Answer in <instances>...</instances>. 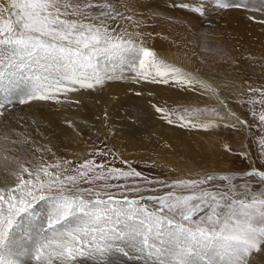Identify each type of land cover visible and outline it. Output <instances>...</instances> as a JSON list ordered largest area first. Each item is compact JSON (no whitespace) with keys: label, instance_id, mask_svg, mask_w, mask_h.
I'll return each instance as SVG.
<instances>
[{"label":"snow or ice","instance_id":"1","mask_svg":"<svg viewBox=\"0 0 264 264\" xmlns=\"http://www.w3.org/2000/svg\"><path fill=\"white\" fill-rule=\"evenodd\" d=\"M137 2L0 0V118L33 101L76 103L69 94L102 89L131 73L134 84L165 85L214 101L179 108L152 103L168 125L204 132L223 127L245 139L255 128L262 167L247 144L234 152L226 142L224 151L248 161V170L160 179L137 170L106 143L67 158L32 140L30 155L21 157L10 145L31 138L13 139L9 124L0 135V264H253L264 254V86L248 84L240 91L246 98L236 102L247 105L249 123L229 107L221 85L148 46L154 34L144 31L150 27L145 20L156 13L141 19ZM168 6L202 19L209 9L208 0H172ZM211 7L257 11L259 17L247 19L264 25V10L245 0H212ZM20 82L23 95L16 91Z\"/></svg>","mask_w":264,"mask_h":264},{"label":"bare ground","instance_id":"2","mask_svg":"<svg viewBox=\"0 0 264 264\" xmlns=\"http://www.w3.org/2000/svg\"><path fill=\"white\" fill-rule=\"evenodd\" d=\"M139 1L135 4L136 10L141 5L156 0H146L143 3ZM165 1L172 2V0ZM186 2L192 3L194 0H186ZM226 2L233 3L235 0H226ZM245 2L252 9L262 8V0H245ZM208 4L207 18L201 19L210 22L211 27L205 25L204 28L195 31V35L201 42L205 37L208 38L223 32L225 40L232 48L259 50L264 53V25L249 21L244 15L246 12L235 10L210 12L212 0H208ZM166 6L168 4L162 5V8ZM249 14L257 17L260 15L257 11L247 13V15ZM164 17L168 19L170 16L164 15ZM237 18L240 19L239 22H237ZM149 25L148 28H151L154 34L151 39L147 38L149 47L155 49L170 63L194 73L199 70L197 73L199 76L222 86L230 85L229 82L232 81L222 63L208 65L202 63L203 59H198L197 66L189 64L192 55L188 49L186 36L182 33L184 29L162 25L160 10H158V20ZM235 27L240 30H235ZM155 33L160 35H155ZM202 48L205 49L204 46ZM179 58H184L185 62L179 63ZM117 82L110 88L107 87L108 82H106L102 89L95 91L80 90L69 94V99L76 101V103L57 105L52 101H33L28 105H16L10 111L5 112L6 119L0 118L3 121L0 124V135L4 131H8L10 124L14 129V132L10 133L13 139H22L27 134L31 138L29 144L34 139L42 145L57 146L61 148L60 151L66 148L77 149L82 147L84 142L83 133L85 131L83 132V129L76 124V119H81L94 123L101 135L108 138L110 144L117 146V150L123 153L124 158L151 160L149 154L141 153L148 151L150 154L157 155L158 159L168 161L174 159L177 164L197 162L204 167H213L216 159H219L223 164V159L230 157L224 151L223 144L213 137L212 134L215 131L213 133L212 131H188L168 125L159 119V114L155 113L151 107L152 103L169 108L188 105L201 107L205 104L214 106V101H209L207 97L198 96L192 92H180L178 89L169 88L165 85L144 83L137 85L132 83L130 78ZM124 83L129 84L127 86L131 94H124V89L120 85ZM25 89L26 85L20 82L16 91L19 90L18 93H20L24 92ZM137 91L143 92L144 95L136 96L135 92ZM148 91H152L154 95L149 96ZM245 95L247 94L245 93ZM245 98L246 96H244ZM61 99L64 98L61 97ZM26 106L33 108L34 114L38 117L37 120L30 118L29 112L25 109ZM105 114H107V119ZM20 117L23 119H19ZM68 121H71L75 129L79 130V136L73 128L68 126ZM17 132L21 134L20 137L15 135ZM217 135H219L218 132ZM242 138L243 133L240 137L241 146L245 144ZM25 145L27 144L11 146ZM135 148L138 151H129Z\"/></svg>","mask_w":264,"mask_h":264},{"label":"rangeland","instance_id":"3","mask_svg":"<svg viewBox=\"0 0 264 264\" xmlns=\"http://www.w3.org/2000/svg\"><path fill=\"white\" fill-rule=\"evenodd\" d=\"M145 1L146 0H140L139 2L143 3ZM196 2L197 0H194V2L192 3H196ZM117 3H119V0H117ZM164 4L169 5L170 2L165 0H156L152 2H147L141 5L136 11L144 13V17H140L141 19H144L147 16H149L150 11L156 13V15L153 16L151 19L145 20L146 24L149 25L155 23L158 20V10H160L162 17V25H169L175 29L178 28L184 29L182 33L186 36L188 49L190 54L192 55V59L189 62L190 65L197 66L198 59H203L202 63L203 64L206 63L208 65H211L212 63L215 64L218 62L222 63L225 69L228 71L229 78L231 79L232 82L231 83L229 82L230 85H227L228 87L226 88H224L221 84L218 83L219 85H221V90H220L221 96L226 99V102L229 104V107L233 109V111H236L237 114L241 116V118L247 119L249 123H251L252 121L247 111V105L241 106V104L237 103L236 101L237 99L241 101L244 100V96L246 95H240V91L241 89L247 88L248 84H251L254 87L264 86V53L259 50H244L238 47L232 48L225 40L223 32L217 33L208 38L205 37L202 39L201 42L195 35V31L200 30V28H204V26L209 25V23L202 20L200 17L187 12L186 10L176 9L169 6H166L168 7L167 9L166 7L162 8V5ZM260 9L264 10V0H262V8ZM210 12L216 13L215 11L212 10V8H210ZM126 15L129 14L126 13ZM164 15L170 16L171 19L165 18ZM244 15L248 16L247 13H244ZM239 21L240 19L237 18V22ZM129 30L131 31L132 29ZM235 30H240V29L235 27ZM144 31L152 32V29L147 27L144 29ZM148 38L151 39L152 36ZM202 46H204L205 48L204 50ZM178 62L183 64L185 62V59L179 58ZM127 75L130 78L132 74H127ZM245 81H247V84L245 83ZM116 82L117 81H109L107 83V87L110 88L111 86L115 85ZM120 85L124 89L125 95L131 94L128 90L129 84L124 83ZM21 87L23 88L22 85ZM19 90H17V92H19ZM19 94L23 95V92H20ZM25 109L29 112L30 118L36 120L38 119V117L33 112V108H29L26 106ZM76 124L80 126L79 128L83 129V132L85 131L83 133L84 134L83 146L77 149L66 148L60 151L61 148L57 146L49 145V147L53 148V151L57 152L58 156L74 158L72 155L74 153H86L94 146L103 148L105 146V143L107 144L108 147H113L115 150H117V146L113 145L112 143L110 144V142L107 140L108 138H105L104 136L101 135V132L98 131V129H96L94 123H89L81 119H76ZM213 131L215 132L212 135L216 139V141H219L222 144H224L225 142L228 143L232 147L234 152H239L241 150L240 137L243 132H235L232 129L226 130L224 128H221V130L217 129ZM251 131L253 133V137L245 139L243 133L242 141L249 146L252 159L255 161L256 167L261 168L262 166L259 160H256L257 153L253 143L254 136H258L259 133L256 131L255 128L251 129ZM217 132L219 133V135H217ZM89 140L91 141L89 142ZM31 147L32 144H27L25 146H16L13 148L16 149V153H15L16 155H19L21 157H27L30 155ZM129 151L136 152L138 150L135 148L134 150H129ZM141 153L144 155L149 154L151 156V160L148 159L140 160L136 158L133 159L125 158V159L133 161V166L136 167L137 170L143 171L146 175L152 177H159L160 179H175L177 177H187V176L194 177V175H196L197 173L204 171L212 172V170L215 172H224L229 170L244 171V170H248L250 167L248 161H244L238 155H232L231 153H228L230 156L228 157V159L227 158L223 159V164H221L219 159H216L213 167L212 166L204 167L203 165H199L197 162L177 164L174 159L170 161L158 159L157 155L150 154L148 153V151H142ZM147 165H152V167H148ZM117 166H122V165H117ZM169 169H173V171L170 172ZM253 264H264V254H260L256 256L253 259Z\"/></svg>","mask_w":264,"mask_h":264}]
</instances>
